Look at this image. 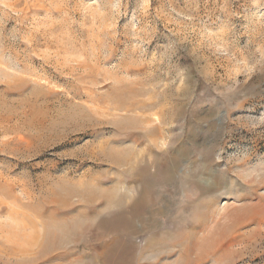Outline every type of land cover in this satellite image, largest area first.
<instances>
[{
    "label": "rangeland",
    "instance_id": "rangeland-1",
    "mask_svg": "<svg viewBox=\"0 0 264 264\" xmlns=\"http://www.w3.org/2000/svg\"><path fill=\"white\" fill-rule=\"evenodd\" d=\"M0 264H264V0H0Z\"/></svg>",
    "mask_w": 264,
    "mask_h": 264
}]
</instances>
